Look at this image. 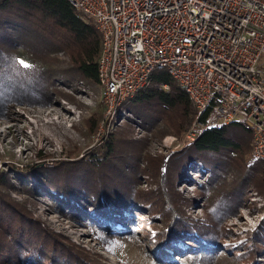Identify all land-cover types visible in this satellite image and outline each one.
I'll return each mask as SVG.
<instances>
[{
  "label": "trees",
  "instance_id": "obj_1",
  "mask_svg": "<svg viewBox=\"0 0 264 264\" xmlns=\"http://www.w3.org/2000/svg\"><path fill=\"white\" fill-rule=\"evenodd\" d=\"M100 52L101 35L93 19L76 14L67 0H0V120L14 114L16 107L46 108L58 104L61 97L79 105L58 85L76 80L89 87L98 85ZM17 58L34 67L22 69ZM120 107L153 134L160 130L180 138L196 119L203 126L190 143L169 156L154 159L144 154L147 161L150 158L147 165L140 163L144 157L128 148L117 130L85 157H79L75 148L63 159L35 150L33 159L38 163L21 169L6 163V169H0V264H108L102 255L85 250L35 217L29 203L13 199L12 191L30 200L48 196L52 211L78 225L87 224L102 242L120 232L102 222L134 217L147 207L148 215H158L159 220L153 224L157 232L147 234L151 242L147 249L162 264H174L170 250L183 254L187 264H264V220L245 246L232 249L223 244L230 232L222 222L249 193L264 194V162L252 154L249 129L240 122L217 124L211 107L198 115L166 70L153 71L147 85ZM100 112L93 115L90 130L101 119ZM133 120L127 116L120 128L132 129ZM116 145L128 150L117 152ZM45 158L53 165L43 167ZM197 162L207 176L194 189L203 199V215L195 219L185 211L193 200L179 193L175 182L186 177L189 164ZM145 173L151 175L149 185L153 183L154 189L142 186ZM179 241L187 246L178 247Z\"/></svg>",
  "mask_w": 264,
  "mask_h": 264
},
{
  "label": "built area",
  "instance_id": "obj_2",
  "mask_svg": "<svg viewBox=\"0 0 264 264\" xmlns=\"http://www.w3.org/2000/svg\"><path fill=\"white\" fill-rule=\"evenodd\" d=\"M101 35V100L114 115L166 70L198 115L242 122L264 162V0H67ZM167 89V85H162ZM197 119L187 133L192 141Z\"/></svg>",
  "mask_w": 264,
  "mask_h": 264
},
{
  "label": "rangeland",
  "instance_id": "obj_3",
  "mask_svg": "<svg viewBox=\"0 0 264 264\" xmlns=\"http://www.w3.org/2000/svg\"><path fill=\"white\" fill-rule=\"evenodd\" d=\"M58 89L74 97L79 105L77 102L72 103L62 97L58 100V95H55V99L59 101L58 104L46 108L40 106L16 107L14 114L8 116L6 120H0V156L2 157L0 169L5 170V164L8 162L15 163V167L19 169L24 164L38 163L39 160L33 159L35 150L53 152L55 158L63 159L67 151L75 148L80 150L78 156L83 157L87 151L99 145L103 137L115 133L116 130L121 134L120 136L127 143L128 148L140 152L144 157L145 160L142 162L140 160L142 165L150 163V158L147 161L144 154L154 159H160L191 142L186 138L187 132L180 138L160 130H156L157 132L154 134L147 132L142 127L140 120L121 107L116 110L114 115H107L101 100L99 85L89 87L83 80H76L71 83L59 84ZM99 110L101 119L90 130L89 125L93 120V115ZM214 115L212 112L211 116ZM127 116L134 119L132 129L127 127L124 129L119 126L125 122ZM193 123L194 121L189 128L193 126ZM240 123L243 124L241 121ZM125 130L127 131L124 132ZM195 130L199 129L195 127ZM130 140L133 141L132 144H129ZM128 148L116 145L117 152L127 151ZM13 156H16L18 161L13 160L15 159ZM52 165L53 161L49 158H45L42 163L43 167ZM206 176L207 174L200 163L189 164L186 177L177 179L175 182V189L187 199L193 200L189 206L185 207V211L195 219L203 215V199L196 195L194 189L196 186L204 184ZM141 179L144 189L156 187L153 183L149 185L152 177L148 173L142 174ZM15 186L18 187L17 184ZM10 195L18 202L27 201L28 209L35 217L46 222L55 232L68 236L75 244L79 243L85 250L94 252V255H102L108 264H162L155 260L154 251L150 252L147 249L151 244L147 234L153 236L157 232V228L153 224H159L158 215H148L147 207L142 208L139 215L130 216L133 219H120L114 223L102 222V226H112L116 232L120 231L111 241L102 242L87 224L78 225L52 211L48 196L35 195L30 200L27 195L15 191L10 192ZM263 220L264 194L249 193L244 204L222 222L225 229L230 232L223 242L224 246H231L232 249L241 245L245 246L252 231ZM177 246L184 248L187 244L179 241ZM169 253L173 255L174 264H187L183 254L173 250H170ZM222 258L220 257V261H226Z\"/></svg>",
  "mask_w": 264,
  "mask_h": 264
},
{
  "label": "snow or ice",
  "instance_id": "obj_4",
  "mask_svg": "<svg viewBox=\"0 0 264 264\" xmlns=\"http://www.w3.org/2000/svg\"><path fill=\"white\" fill-rule=\"evenodd\" d=\"M17 63L20 65L22 69H30L34 67L33 65H31L28 61H26L23 58H17Z\"/></svg>",
  "mask_w": 264,
  "mask_h": 264
}]
</instances>
